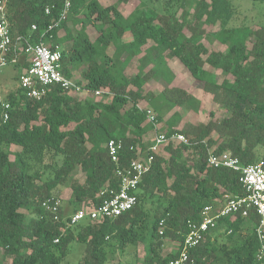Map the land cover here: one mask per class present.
<instances>
[{
  "label": "trees",
  "instance_id": "obj_1",
  "mask_svg": "<svg viewBox=\"0 0 264 264\" xmlns=\"http://www.w3.org/2000/svg\"><path fill=\"white\" fill-rule=\"evenodd\" d=\"M130 1L102 5L71 0L68 16L53 28L49 26L64 10L65 0L9 1L14 31L34 42L44 39L54 48L71 42L61 49L64 72L73 77L79 71L82 87L107 89L112 95L104 93L110 100L79 99L74 91L57 86L32 98L19 87L5 98L10 103L6 120L0 103V264H63L73 241L86 244L76 264H113L110 238L122 255L127 246L143 243L144 264H167L179 256L189 220L200 221L204 208L226 194H246L240 172L209 165L210 150L231 151L245 165L264 160V24H247L246 16L236 23L239 9L231 0H140L124 15L119 6ZM49 4L55 7L47 14ZM69 22L80 27L74 32ZM217 24V30L206 29ZM89 25L97 31L94 38ZM63 28L66 33L59 35ZM206 38L225 47L211 50ZM132 55L141 56L138 71L128 76ZM174 57L225 109L221 119L211 110L205 122L179 127L182 114L169 112L176 107L199 110L201 101L168 85L159 93H145L144 86L153 79L172 82L168 59ZM144 99L157 114V131L183 133L189 143L171 141L154 154L139 183L136 205L122 215L70 225L61 207L55 220L42 202L57 198L61 185L72 188L74 212L87 202L97 205L105 198L101 191L119 187L118 165L126 166L139 152L152 154L154 140L147 135L155 126L139 106ZM111 138L123 141L119 164L108 153ZM259 221L255 212L219 219L191 249L190 259L195 264H264L258 258ZM165 238L176 240L178 248L163 256Z\"/></svg>",
  "mask_w": 264,
  "mask_h": 264
},
{
  "label": "built area",
  "instance_id": "obj_2",
  "mask_svg": "<svg viewBox=\"0 0 264 264\" xmlns=\"http://www.w3.org/2000/svg\"><path fill=\"white\" fill-rule=\"evenodd\" d=\"M9 1L0 0V67L13 64L21 65L23 72L19 77V87L32 98H41L53 87H61L65 91L79 92L84 90L94 95L108 93L107 89H100L94 92L82 87L77 81L64 72L62 62V51L59 45L55 48L51 42L40 40L34 42L23 33L12 29L9 18ZM71 0H65L64 10L59 14L58 19L50 24L49 28L58 25L66 19L69 14ZM55 4L46 6V13L50 14ZM37 24L32 25L36 29ZM4 108L3 116L6 120L9 117L8 109L10 103L1 102ZM147 114L148 122L155 126V138L150 147L152 154L147 157L139 156L131 159L124 167L118 165L117 178L118 188H105L100 196H105L99 204L87 202L80 209L70 216V225L77 224L82 220H103L105 218H116L128 210L132 209L138 200L137 190L143 176L149 171L154 160V154L158 153L162 146L173 141L189 143L188 137L183 133L177 132L168 136L165 132L157 131L159 122L157 114L149 106L140 105ZM123 141L111 138L108 142V153L112 161L119 164L121 160V149ZM134 148L133 146L131 147ZM208 163L213 167H226L240 172V181L246 192L245 195L231 196L226 194L220 207L214 204L207 205L202 211L200 221L189 220L188 233L183 241L179 256L170 260L167 264H195L190 259V251L199 245L204 239L205 232L215 227L218 220L231 214H240L248 217L251 212H255L259 218V224L255 231L261 242L258 251L259 260H264V160L245 165L240 158L231 151L216 153L210 150ZM42 205L53 215L55 220H59L61 200L60 198L50 197L43 200ZM163 225V222H161ZM163 231L160 230V233ZM58 241V239H56Z\"/></svg>",
  "mask_w": 264,
  "mask_h": 264
},
{
  "label": "rangeland",
  "instance_id": "obj_3",
  "mask_svg": "<svg viewBox=\"0 0 264 264\" xmlns=\"http://www.w3.org/2000/svg\"><path fill=\"white\" fill-rule=\"evenodd\" d=\"M102 5H109L112 3H115L117 0H98ZM239 9V15L240 18L236 20V23H240V20L246 16V23L247 24H253L255 27L260 26L264 24V2H261L259 0H231ZM140 0H131L127 4H120L119 8L123 12L124 15H127L129 12H131L137 4H139ZM69 28L72 31H76L77 28L80 26H74L72 25V22L68 23ZM220 28V24H217L215 26H206V29L208 31L210 30H217ZM88 32L91 35L92 38H94L97 34V31L92 25L88 26ZM66 33V30L63 28L59 31V35H64ZM131 36L130 33H128L125 37L129 38ZM205 43L207 46L210 47L211 50H218L223 49L225 46L222 45L219 41L216 39H205ZM71 42H65L60 47L61 49L69 48ZM110 51H113L111 48ZM128 56V55H127ZM141 55H132L129 59V63L126 69V74L128 76H132L138 71L139 66V57ZM169 66L171 67V70L174 75V79L172 82L167 84L164 80H156L153 79L149 83H147L144 86L145 93L152 92V93H159L163 90V88L168 85L169 87H179L183 88L191 93H193L200 101L201 105L199 107V110L194 109H185L183 107H176L172 111L169 112L168 116L174 111L178 110L182 114V120L179 123V127H183L187 124H197L199 122H205L207 119H209V113L211 110L215 111V118L221 119L225 113V109L220 107L219 104H217L214 99L213 95L209 92H206L203 89V84L201 81L197 80L190 71L184 66V64L181 62V60L177 57L168 59ZM150 67V66H149ZM148 67V68H149ZM205 67L215 73H221L220 69H215L210 65H205ZM23 72V67L21 65H13L8 64L5 66L0 67V103L5 101L6 96L8 93L12 91H17L19 88V77ZM73 78L76 81L81 80V74L79 71L73 72ZM222 79V77H221ZM76 97L79 99L81 98H104V93L100 95H94L93 93L85 92L84 90L75 92ZM107 100H110L109 97H105ZM141 105L143 106H151L149 105L148 101L144 99L141 101ZM150 140H154L155 133L150 132L148 135ZM12 148H18L15 146H12ZM163 149V146L159 151ZM190 156V154L186 155ZM79 171H75L74 174L77 175ZM79 176V174L77 175ZM55 195H57V198H60L61 200V207L64 212V219H67L74 213L75 205L71 202L72 197V188L69 186H63L61 185L57 191L55 192ZM223 203L222 199H219L216 201V206L220 207ZM82 206H80L81 208ZM79 208V209H80ZM109 247L107 249L109 250V254L112 256V263L115 264L119 260H133L134 264H144V258H145V248L143 243H139L136 246H127L125 255H122V252L120 250V247H118V243L115 240L109 239ZM111 250H110V249ZM178 248V242L176 240H173L171 238H165L163 239V243L160 248V252L163 256L167 255L170 252L176 251ZM86 249V244L80 243L77 241H73L70 244V250L68 256L64 259L63 264H76L83 258L84 251ZM113 251L114 253H111ZM8 262V261H7Z\"/></svg>",
  "mask_w": 264,
  "mask_h": 264
},
{
  "label": "crops",
  "instance_id": "obj_4",
  "mask_svg": "<svg viewBox=\"0 0 264 264\" xmlns=\"http://www.w3.org/2000/svg\"><path fill=\"white\" fill-rule=\"evenodd\" d=\"M168 64H169V62H168ZM140 105H141V103H140ZM159 126H160V124H159ZM154 133H155V131H154ZM148 138V137H147Z\"/></svg>",
  "mask_w": 264,
  "mask_h": 264
}]
</instances>
